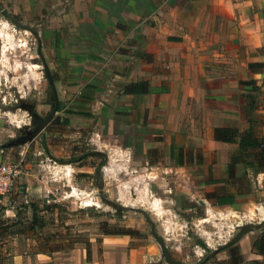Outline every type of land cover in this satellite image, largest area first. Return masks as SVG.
Returning <instances> with one entry per match:
<instances>
[{
	"label": "crops",
	"instance_id": "1",
	"mask_svg": "<svg viewBox=\"0 0 264 264\" xmlns=\"http://www.w3.org/2000/svg\"><path fill=\"white\" fill-rule=\"evenodd\" d=\"M14 1L34 5L33 0ZM36 4L40 9L58 8L53 23L40 30L42 49L52 57L54 84L67 81L76 105L86 106L76 112L98 116L100 131L121 135L125 146L164 151V159H172L170 149L181 152L183 165L192 159L191 150H201L202 162L196 166H210V188L222 186L219 180L226 175L236 145L215 140L213 131L248 127L247 87L239 81L264 80V0H37ZM250 62L263 67L250 69ZM140 81L148 83L146 93L127 89ZM257 95L256 114L264 116V85ZM235 169L238 176L246 171L241 164ZM246 172L251 181L264 183L263 173ZM261 231L254 229L236 242L240 264H264V255L253 247ZM126 242L122 235L103 234L96 249L91 243L89 259L83 243L52 255L36 254L34 262L26 261L23 249H16L12 264L150 260L141 252L137 255L139 249H128ZM223 254L224 260L227 250Z\"/></svg>",
	"mask_w": 264,
	"mask_h": 264
},
{
	"label": "rangeland",
	"instance_id": "2",
	"mask_svg": "<svg viewBox=\"0 0 264 264\" xmlns=\"http://www.w3.org/2000/svg\"><path fill=\"white\" fill-rule=\"evenodd\" d=\"M33 1L34 5H18L14 0H0L4 6L0 11V162L16 163L20 170L0 197V215L22 221L13 229L22 233L9 237L8 255L23 249L26 261L34 262L36 254L67 250H38L28 229L31 205H36L47 222L43 234L53 249L81 239L89 241L91 252V243L96 249L103 231H130L131 235L119 234L128 249H139L137 255L141 252L150 259L146 264H167L143 213L115 209L106 203L112 200L143 209L175 261L225 264V250L211 253L240 225L251 223L254 229L264 230L263 181L254 179L250 193L232 203L217 204L205 196L218 187L208 185L210 166H196L202 162L201 150H191L192 159L178 165L169 157L164 159V151L125 146L121 135L100 131L98 116L74 110L86 106L76 105L67 81L54 84L60 109L48 124L31 139L16 140L25 127L35 128L22 104L43 116L53 99L45 70L53 81L57 76L51 55L42 49L40 30L53 23L58 8L40 9ZM8 255L5 264L10 263Z\"/></svg>",
	"mask_w": 264,
	"mask_h": 264
},
{
	"label": "trees",
	"instance_id": "3",
	"mask_svg": "<svg viewBox=\"0 0 264 264\" xmlns=\"http://www.w3.org/2000/svg\"><path fill=\"white\" fill-rule=\"evenodd\" d=\"M40 53V50H38ZM250 69H260L263 67L262 63L250 62L248 63ZM240 84L247 87V91L244 94L245 97V113L248 120V127L240 130L232 127H215L213 131V138L218 141L235 144V149L231 152L230 161L226 168V175L220 179L219 182L222 186L216 187L213 191L206 192L205 196L214 198L217 204H229L234 202L235 196L248 194L252 190L251 180L248 177L247 170L251 171L253 175L259 173L264 174V116L256 114L259 102L257 100V93L260 92L261 86L264 85V80L259 82L257 79L250 78L248 80L239 81ZM148 83L146 81H140L131 83L127 86V89L134 90L137 93H146L148 91ZM170 158L174 159L178 165L184 164V159L181 152L174 153L170 149ZM241 164L246 170L243 174L238 176L236 174L235 166ZM224 192H219V191ZM32 217L27 219L28 229H30L37 240L38 250L46 253H51L56 250H69L73 247L74 243H84L86 245V258L90 257V244L88 240H70L67 245L59 246L58 248H52L49 244V239L43 234V230L46 229V220L38 213L36 205H31ZM1 210V209H0ZM22 224V221H14L11 218H4L0 215V264L4 263V258L8 255L9 241L13 234L19 236L22 231L13 230L16 225ZM104 234H127L131 235L130 231L115 232V231H103ZM40 234L42 236V242H40ZM253 247L258 253L264 255V230L254 240ZM227 250V258L222 262L225 264H240L242 262V256L239 246L234 243L224 248ZM220 252V251H218ZM217 252V253H218ZM9 256V255H8ZM9 264H12L13 257H8ZM221 262V263H222Z\"/></svg>",
	"mask_w": 264,
	"mask_h": 264
},
{
	"label": "water",
	"instance_id": "4",
	"mask_svg": "<svg viewBox=\"0 0 264 264\" xmlns=\"http://www.w3.org/2000/svg\"><path fill=\"white\" fill-rule=\"evenodd\" d=\"M2 10H4V6L0 3V11H2ZM43 65H45L44 62H43ZM45 71H46V77H47V79H48V81L50 83V86H51V89L53 91V94L55 95L56 104L58 105L57 92H56V88H55V85H54L53 78L50 76V74H49V72L47 70H45ZM57 105H56V107H57ZM22 107L25 110H27L28 113L30 114L31 121L34 123L35 128H33L32 130H30L28 132H25V130L22 129L21 130L22 134L25 133L26 135H23V136L19 137L18 139H16V140L19 141V143L20 142L22 143V142L27 141L28 139H31L39 131H41L46 126V124L49 122V120L51 119V116L53 115L54 110L56 108L55 107L43 120H41L42 122L38 123L37 119H40L41 117L33 111L32 107L29 104H24V103L22 104ZM106 203L108 205L114 207L115 209H120V210L135 209L136 211H139V212L143 213V215L145 216L146 220L150 223L151 234L154 237V239L157 241V243L159 244L162 256L165 259L166 263L167 264H185L183 262L175 261L171 257V255H170V253L168 251V248L166 247L164 239L160 235H158V233L155 231L154 223L152 222V220L150 219L148 214L143 209L128 207L126 205L120 204L117 201H112V200H107ZM253 230H254V227H253V225L251 223H246V224L240 225L239 228H238V231L227 242H225L224 244H222L219 247H217L216 249H214L211 254L214 255L218 251H221L224 248H226L227 246H230L231 244L236 243L243 235H245L246 233H248L250 231H253Z\"/></svg>",
	"mask_w": 264,
	"mask_h": 264
},
{
	"label": "built area",
	"instance_id": "5",
	"mask_svg": "<svg viewBox=\"0 0 264 264\" xmlns=\"http://www.w3.org/2000/svg\"><path fill=\"white\" fill-rule=\"evenodd\" d=\"M19 172V166L16 163L0 162V197L6 194Z\"/></svg>",
	"mask_w": 264,
	"mask_h": 264
},
{
	"label": "flooded vegetation",
	"instance_id": "6",
	"mask_svg": "<svg viewBox=\"0 0 264 264\" xmlns=\"http://www.w3.org/2000/svg\"><path fill=\"white\" fill-rule=\"evenodd\" d=\"M51 92L53 93V91H52V89H51ZM53 95V99H51V101H50V103H49V110L43 115V116H41L40 115V117L42 118H40V119H37L38 120V123L39 122H42L41 120H43L55 107H56V100H55V95L54 94H52ZM58 102V105H57V107L55 108V110H54V113H53V115L60 109V103H59V100L57 101ZM53 115H52V117H53ZM48 124V123H47ZM33 129V126L32 127H25L24 128V130H25V132H28V131H30V130H32ZM21 135L23 136V135H26L25 133L24 134H22V132H21Z\"/></svg>",
	"mask_w": 264,
	"mask_h": 264
}]
</instances>
